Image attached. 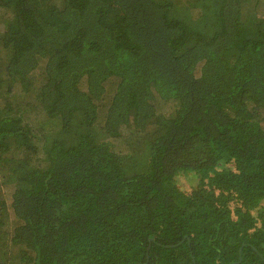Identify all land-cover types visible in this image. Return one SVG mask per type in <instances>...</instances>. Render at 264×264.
I'll return each mask as SVG.
<instances>
[{
  "label": "trees",
  "instance_id": "16d2710c",
  "mask_svg": "<svg viewBox=\"0 0 264 264\" xmlns=\"http://www.w3.org/2000/svg\"><path fill=\"white\" fill-rule=\"evenodd\" d=\"M24 1L31 25L0 36L10 86L42 61L48 116L87 130L45 149L11 213L0 175V264H264V0ZM12 118L0 169L28 131Z\"/></svg>",
  "mask_w": 264,
  "mask_h": 264
},
{
  "label": "rangeland",
  "instance_id": "374dc122",
  "mask_svg": "<svg viewBox=\"0 0 264 264\" xmlns=\"http://www.w3.org/2000/svg\"><path fill=\"white\" fill-rule=\"evenodd\" d=\"M35 1L36 8L45 16L49 9L54 6L61 8L65 4V0ZM24 4V0H0V36L7 27L15 26L19 13L24 16L22 17L24 21L29 26L31 25L32 14L24 7ZM13 52L12 46H0V87L10 89L9 91L0 90V111L6 105H11L13 108L0 115L13 117L11 122L14 127L16 126L15 128H25L28 131L23 135L24 139L16 141L14 148L2 159L0 175L9 213L12 211L9 205L10 189L16 185L21 190H30L34 187L33 182L26 181L22 177L32 169H44L47 166L45 149L54 141H63L67 146H76L80 142V135L86 133L87 130V124L81 111H75L67 125H64L57 116H48L49 103L42 102L40 93L44 83L42 61L26 77L30 82L29 88H24L17 76L12 81L15 86H10L6 62L14 54ZM124 129L117 147L141 157L146 151L145 133L136 132L129 125ZM122 144L123 146H120ZM11 220L13 223L15 219Z\"/></svg>",
  "mask_w": 264,
  "mask_h": 264
}]
</instances>
